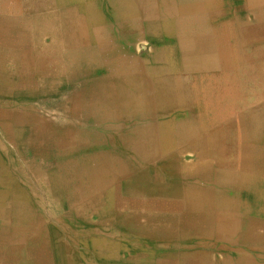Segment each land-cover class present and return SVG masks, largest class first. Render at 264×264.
Segmentation results:
<instances>
[{
	"label": "bare ground",
	"instance_id": "1",
	"mask_svg": "<svg viewBox=\"0 0 264 264\" xmlns=\"http://www.w3.org/2000/svg\"><path fill=\"white\" fill-rule=\"evenodd\" d=\"M239 1L243 15L234 14L229 19L222 13L231 6L229 0H105L113 17L107 20L99 13L100 0H0V15L5 16H0V87L12 89L20 73L30 75L36 70L31 83L21 89L24 93L17 95L23 108H9L8 118L0 123V156L6 160V166L20 172L42 167L23 161V151L46 157L56 149L66 156L76 142H80L78 137L87 136L81 125H85L87 132L89 124L120 134L123 127L113 121L132 119L134 115L163 119L175 109H199L198 120L187 122L199 125L194 130H158L141 126L123 133L203 138L196 143L201 145V151L197 149L186 171L204 173L210 171L208 164L214 162L218 166V185L227 183L239 191L252 188L250 198H256L259 188H264V0ZM50 11L62 14H50ZM250 15L253 22L248 18ZM67 22L72 24V29H61L60 23ZM111 24L120 29H110ZM143 38L177 40V44L179 39V44L187 47L180 48L187 57L180 63L181 70L176 60L169 58L165 64L169 67L160 84L168 87L167 90L155 93L157 84L145 78L143 63L130 57L132 43ZM164 51L160 56L172 55ZM85 55L90 62L77 63ZM105 55L119 56L109 62L107 57H102ZM100 63L99 69L105 65L110 77H117L119 82L112 84L102 78H86V70L95 71ZM12 67L17 75L6 77L5 72ZM212 72L222 73V77H202ZM188 77L192 80L187 81ZM71 82H80L81 89L68 92ZM82 91L92 92V95L84 97ZM26 94L33 95L37 104L30 99L22 102ZM9 96L14 98L16 94L11 90ZM50 108L70 118H50L64 119V128L59 129L46 120L43 112H51ZM211 120L216 122L211 124ZM108 121L110 123L101 124ZM92 132L97 135V131ZM208 133L212 135L205 136ZM21 135L26 139V146L35 147L24 148L25 145L18 141ZM11 141L14 145L7 150L6 143ZM227 144L229 148L225 147ZM44 165L50 166V161ZM37 176H31L33 181ZM37 179L41 183L44 181ZM218 188L206 189L202 185L189 197L194 201L189 203L186 199L185 202L190 207L205 203L230 206L236 197ZM231 209L196 207L191 210L194 220L188 222V228L196 229L192 234H199L201 238L218 237L264 251V223L235 220ZM243 235L250 237V241ZM254 236L258 238L254 240ZM260 245L262 247H258ZM200 246L209 247L204 241ZM214 258L210 253H202L195 264H212L216 261ZM258 261L264 264V254L258 257L239 255L236 260L221 262L257 264Z\"/></svg>",
	"mask_w": 264,
	"mask_h": 264
},
{
	"label": "crops",
	"instance_id": "2",
	"mask_svg": "<svg viewBox=\"0 0 264 264\" xmlns=\"http://www.w3.org/2000/svg\"><path fill=\"white\" fill-rule=\"evenodd\" d=\"M172 41L174 42V40H166V46L158 44L161 41H153L154 44L148 42L145 53L136 51L139 46L138 40L131 45L130 57L143 63L145 72L143 75L155 84H157V72L162 73V79L165 78L164 75L169 67L165 64L168 63L169 58L174 60L171 59L174 54V50L170 47ZM182 47L187 48L184 43ZM163 51L172 55L169 54L164 58L160 56ZM186 58L184 56L182 60ZM87 61L90 62L89 59ZM100 67L101 63L95 70L94 80L102 78L107 83L119 82L117 77H110V71L105 65L102 69H99ZM35 73L36 70L31 71L30 75L20 73L16 77L20 80L14 82L12 89L3 90V87H0V95H9L11 90L16 95L24 93L21 89L31 83ZM88 77L91 79V76L86 75V78ZM182 79H185V76H182ZM92 82L94 81L91 80ZM54 114L55 117L69 118L55 109L45 115L46 120L52 118ZM141 119L149 118L134 115L132 119L113 122L121 127H124L122 124L130 122L135 124L134 127L139 128L143 127ZM105 123L110 122L101 124ZM81 126L87 136L78 137L77 140L80 142L77 141L71 151V153L77 152L78 148L85 146L88 153L81 159L71 161L68 157L64 164L56 163L55 168L50 167L51 171L48 173L42 168L35 167L28 172L17 171L15 176H11L13 170L6 171L3 165L0 168V264H195L202 253L196 256L187 255L188 246L180 242L186 237L190 242L195 238H201L199 234H192L196 229L188 228V222L194 220L191 210L203 206L190 207L191 205L185 202L186 199L189 203L194 201L189 197L202 185L206 189L221 187L228 193L229 190H236L227 186V183L218 185L216 178L218 166L214 162L208 164L211 169L205 170L204 173L186 171V166L195 159L194 153L198 152L197 149L201 151V145L196 143L202 142L200 140L203 138L195 140L196 137L188 138L180 135L123 133L130 131L132 127L123 128L122 133L116 134L100 126L97 127L102 128L103 131L95 132L96 135L85 131V125ZM89 134L91 137L88 136ZM229 146V144L225 145L228 148ZM46 174L50 175L49 181L44 178L42 183L37 181V177L34 182L31 177ZM262 180L264 183V176ZM113 189L124 191H113ZM131 189L138 191L132 192ZM261 189L264 188H259L260 194L256 198L259 197L263 205L264 198L261 197H264V193ZM240 190L236 191L243 201L248 202L250 191L253 189ZM231 211L235 213L237 210L232 208ZM261 214L245 221L264 223V212ZM232 218L240 221V218L234 214ZM208 219L211 221L212 216ZM115 229L125 232L150 231L156 237H172L177 239V246L171 247L172 250L148 249L139 246L138 243L130 242L129 238L133 234L125 233L118 236L125 239L124 245L110 248L109 257L106 258L109 263H102L98 258L100 252L84 246V240L112 237L105 234L93 237L91 233H104ZM243 238L246 236L243 235ZM209 240L210 243L204 241L209 247H206L203 254L214 255L216 261L212 264H224L222 260H236L239 255L254 257L256 254H264L262 248L259 251L247 244L243 245L244 243L238 245L218 237ZM219 240L224 241L226 246H219ZM202 243L203 241L189 246L203 248L200 246ZM211 243L218 247L213 248ZM259 262L257 264H263Z\"/></svg>",
	"mask_w": 264,
	"mask_h": 264
},
{
	"label": "rangeland",
	"instance_id": "3",
	"mask_svg": "<svg viewBox=\"0 0 264 264\" xmlns=\"http://www.w3.org/2000/svg\"><path fill=\"white\" fill-rule=\"evenodd\" d=\"M229 1L231 3V6H229L227 9H224L225 12L223 11L222 13H225V16L227 18H229V19L234 14L237 15V16L243 15V9H242L243 7L240 6L241 2L239 0H229ZM100 2H101V5H100V8H99V13L101 14V16H105V18L107 20H110V19L113 20V17L110 15L107 6H105L106 5L105 0H100ZM44 12H45V14H47L46 10ZM38 13H43V12L39 11ZM57 13L58 12H56V11H53V12L50 11V14H57ZM58 14H62V13L59 12ZM0 16L1 17H5L4 15H0ZM28 16L30 17V15H28ZM221 18H224V14L222 15ZM248 18L251 19L250 22L254 21V19H253V17L251 15ZM247 21L249 22L248 19H247ZM159 24H160V26L163 25L161 23H159ZM60 25H61L60 28L63 29V30H65V28L67 30H71L72 29V24L70 22L60 23ZM212 26H215V24H213ZM109 27H112V28H110L112 30L120 29V28H118L119 26H117L116 24H111ZM153 41L154 42L155 41H161L158 44H160L161 46H166V43H165L166 40H163V38L161 40H160V38H149V39H144L143 38V40H138V42H139L138 45L139 46L136 48L137 49L136 51L139 52V53H141V52L145 53V50L148 49L147 48V45H149L148 42L154 44ZM172 43L173 44L170 47L174 50V52H173L174 54H173L171 59L176 60V62L178 63V69L181 70L182 66H180V63L183 62L182 58H184V56H185V54L183 53V50H181L182 49V44H179V43H181L179 41V39H178V44H177V40H176V42H175V40H174V42L172 41ZM5 46H7L9 48H12V46H9V45H5ZM46 47L48 48V46H46ZM118 56L113 57V56H110V55H105V56H102V57H107L106 60H108L110 62V61H112L113 58H116ZM81 59H82V63H84V64L88 63V61H87L88 56L87 55H85ZM80 61L81 60H78L77 63H79ZM158 70H159V68H158ZM86 72H87L86 73L87 75H89L91 77H95L94 76L95 71L86 70ZM154 73H156V72H154ZM221 74L222 73L212 72V73H209V74H206V75L203 74L202 77L206 78V79H208V78L216 79L218 77H222ZM15 75H17V74H16V71H15V69L13 67L8 72H5V76L6 77H14ZM97 77H99V76H97ZM162 80H163L162 79V73L157 72V78H156L157 86L155 87L156 88L155 93H157V90H167L168 87L161 86L160 82ZM186 80L187 81H191L192 79L190 77H188V79H186ZM80 86H81L80 82L76 83V84L71 82V84L69 85L67 90H68V92H70V90H73V89L79 90V89H81ZM70 88H72V89H70ZM82 95L84 97H87L89 95H92V92L84 91L82 93ZM24 99L25 100L26 99H30V101H32L34 104H37V101H34V99H33V95L26 94L25 96H23L22 102L25 101ZM18 101H19V96H17V95L14 98L9 96V95H7V94H5V95L1 94L0 95V123H1L2 120H6L8 118V114L7 113L9 111V108H11L12 110H19L18 108H20V107H21V109L23 108V105L20 106L21 102H18ZM9 104H12V105H9ZM50 113L51 112H48V111L44 110L43 115H48ZM54 116H55V114H54ZM198 116H199V109L179 108V109H175L174 112L170 116H168L166 118H163V119H141L140 121L143 124V126H145L147 128H153V129H158V130L160 128L161 129L171 128V129H182V130L188 131V130H190L192 128L194 130V129L199 127L198 124L187 123L188 121L190 122L191 120L197 121L198 120V118H197ZM184 120H187V121H184ZM49 121L53 122V124L56 125V127L59 128V129L65 127L64 124H63L64 119H55V120L49 119ZM91 121L87 120L86 122L89 123ZM214 122H216V121L215 120H211L210 121L211 124L214 123ZM122 125L124 126L123 127L124 129H128V128H131V127L135 126L134 123H130V122H128L126 124H122ZM86 128L90 129L89 132H92V131L102 132L103 131L102 128L97 127V126H92V125H89V124L86 125ZM0 129H1V127H0ZM0 134H2L1 130H0ZM211 135H212V133H208L205 136H211ZM21 136H22V138L18 139V141L22 142V144L25 145L24 142L26 141V139L23 138L24 135H21ZM12 141L6 143V149L7 150L12 149V146L14 145V143H12ZM26 147L34 148L35 146L34 145H27V146L25 145L24 148H26ZM56 151L57 150L55 149V150L51 151L52 153L46 154V157H45V155L44 156H42V155L38 156L37 154H30V153H26V152L23 151V154H22L21 158H22L23 161H29V162H32L34 164H39V165L41 164L42 165V167H41L42 170L48 173L50 171V167L55 168V166L57 164H60V163L64 164L67 161L66 159L68 157H69L68 159H70L71 161L72 160L73 161H77V160L81 159L83 156H86L87 153H88V149H86L85 146H81L80 148H78L77 152L74 151V153H69L66 156H62V152L57 153ZM56 155H58V157H56ZM0 157L2 158L1 159L2 161L0 160V165H4L5 170L9 171L10 168L6 166L7 165L6 160H4V158L2 156H0ZM49 161H50V166H45L44 165L45 162H47L49 164ZM15 170L16 169L13 170L11 176H15V173H17V171H15ZM37 178H41V179L46 178V180L48 181L50 177H49V175L46 174V175H42V176L38 175ZM244 189H246V188H244ZM117 190L118 191H124L122 189H117ZM117 190L113 189V191H117ZM131 190H132V192L138 191L136 189H131ZM111 191L112 190H110V192ZM229 192L230 193H228V194L230 196H232V197L233 196H237L236 197L237 200H235L230 206L221 205V204H204L203 207H206V208H210L211 207V208H218V209L219 208H223V207H232L235 211L237 210L234 213V215H236L238 218H240L239 219L240 222L241 221L242 222H246L247 219L252 218V217H257L258 214H261L262 212H264V211H262V209H264V204L263 205L261 204L262 200L258 199L259 197L258 198H252V199L249 198L250 200L248 202H246V201H243L242 197H240V194H239L238 191L229 190ZM261 192L264 193V189H261ZM171 206H172V204H171ZM203 216L206 217L207 215H203ZM107 227H109V226L107 225ZM125 233L133 234V236H131V238H129L130 239L129 241L132 242L133 244H135V243L137 244L138 243L139 246L144 247V248H148V249L158 248V249H161V250H172V249H170L171 247L177 246L176 245L177 244V239H174L172 237H169V238L168 237L167 238L166 237H156V236L153 235V232H150V231L143 232L142 230H137V231L133 230V231L125 232L123 230H116V229L112 230V231H106L104 233L103 232H92L91 235H93V237H98L100 235L102 236L104 234L105 235H112V237L106 236L105 238H91L89 240H84V244L83 245L84 246H88L89 248H92L93 250H96L97 252L99 251L100 252V255L98 256V258L100 259L99 261H101L102 263H109V261L106 260V258L109 257L108 253L110 252L109 251L110 248L123 246L124 242H125L124 241L125 239L124 238H120L118 236L119 235H125ZM145 235H152V236L147 237ZM201 241H207V242L210 243V240L208 238H206V239L205 238H195V240H193V242H190L189 238H187V237L183 238V240H181L180 243L183 244V245L188 246V248L186 250L189 253H186L187 255L196 256L199 253H204L205 249H207V248L190 247L189 245H195L196 243H200ZM211 244H213V243H211ZM115 245H117V246H115ZM218 245L219 246H226L225 242L221 241V240L218 241ZM216 246L217 245L213 244L212 247L216 248ZM255 257H258V254H256ZM92 258H93V256H92ZM91 261H93V260H91Z\"/></svg>",
	"mask_w": 264,
	"mask_h": 264
}]
</instances>
